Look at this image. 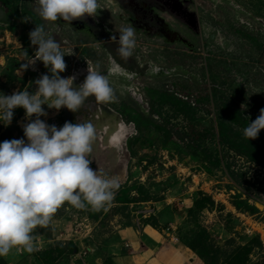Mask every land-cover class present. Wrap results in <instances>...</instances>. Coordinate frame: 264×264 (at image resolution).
I'll list each match as a JSON object with an SVG mask.
<instances>
[{
	"label": "rangeland",
	"instance_id": "rangeland-1",
	"mask_svg": "<svg viewBox=\"0 0 264 264\" xmlns=\"http://www.w3.org/2000/svg\"><path fill=\"white\" fill-rule=\"evenodd\" d=\"M124 1L117 0L114 14L98 10L95 19H77L69 27L63 20L43 21L35 0H0V93L37 90L34 81L44 68H20L37 49L29 33L43 25L65 54V78L82 77L83 68L106 75L115 95L109 103L139 126L130 127L115 163L102 152L90 164L117 181L112 201L100 211L62 206L46 227L34 230L31 252L13 249L0 264H87L93 248L119 229L148 225L175 236L176 249L186 254L181 239L199 246L204 240L207 257L191 254L188 264H226L243 258L246 245L252 264H264V167L258 162L264 130L254 140L243 136L264 108V0H186L199 17V32L155 0L147 1L145 15L131 13ZM126 26L136 32L127 60L117 53L118 40H111ZM176 32L186 40L172 38ZM116 58L128 74L114 65ZM43 108L47 124L68 122V109ZM28 122L24 109H15L12 123L0 124V143L27 142ZM230 168L243 178H233ZM236 201L261 212L238 209ZM101 262L137 264L107 253ZM168 264L181 263L169 258Z\"/></svg>",
	"mask_w": 264,
	"mask_h": 264
},
{
	"label": "clouds",
	"instance_id": "clouds-1",
	"mask_svg": "<svg viewBox=\"0 0 264 264\" xmlns=\"http://www.w3.org/2000/svg\"><path fill=\"white\" fill-rule=\"evenodd\" d=\"M43 21L71 22L86 17L95 19L98 10L114 14L117 0H35ZM31 45L37 46L34 57L21 65V72L40 61L48 74L34 81L35 92L21 90L12 95L0 93V124L12 123L14 110L24 109L29 121L23 125L25 139L0 143V257L13 249L33 250L34 230L46 227L64 205L76 209L90 207L100 211L114 198L118 183L105 178L90 167L89 154L95 139L91 122H65L60 128L49 125L43 106L57 111L66 108L77 112L89 97L104 104L115 99L106 75L88 68L82 84L73 87L75 76L63 78L65 54L43 25L29 33ZM118 55L127 60L136 48V32L132 26L122 27L117 36ZM35 116V119H33ZM264 130V108L259 116L243 129L247 140H254Z\"/></svg>",
	"mask_w": 264,
	"mask_h": 264
},
{
	"label": "flooded vegetation",
	"instance_id": "flooded-vegetation-1",
	"mask_svg": "<svg viewBox=\"0 0 264 264\" xmlns=\"http://www.w3.org/2000/svg\"><path fill=\"white\" fill-rule=\"evenodd\" d=\"M147 1L149 0L143 1L141 3L139 0H125L124 3L131 13L145 15L149 13L147 10L149 6ZM155 1L163 4L162 7L168 8L172 13L183 19L185 23L194 31H200L199 17L195 12H193V10L191 11L189 6L186 4V0ZM171 37L175 39L180 38L182 40H186L183 36H180L179 32H176L174 35L171 34ZM113 63L120 70L124 68V71L127 72V74L130 71V68L118 58L113 60ZM36 64L39 66V68H44L46 74L50 75L48 69L44 67L42 62L36 61L35 65ZM77 74L78 72L73 74V76L76 77L73 83L74 88H78L79 85L83 83L86 75L88 74V69H82V77L80 78L77 76ZM60 75L65 78L66 75H68V70L66 69ZM66 115V120L68 122L72 123L73 120V122L75 121L77 123L91 122L93 124L95 128V139L92 145V152L89 154V159L95 161L97 159L99 160V154L102 152H107L113 157V161L115 163L116 154L121 152L125 145H128V141L130 139V127L134 125L137 129L139 128L137 119L129 121L123 111L116 109L111 103L101 104L95 102L94 97H89L81 109H79L77 112L74 113L68 110V114Z\"/></svg>",
	"mask_w": 264,
	"mask_h": 264
},
{
	"label": "crops",
	"instance_id": "crops-1",
	"mask_svg": "<svg viewBox=\"0 0 264 264\" xmlns=\"http://www.w3.org/2000/svg\"><path fill=\"white\" fill-rule=\"evenodd\" d=\"M174 237L152 225L140 230L135 227L121 228L107 240L102 241V247L97 244L93 248V253L88 254L84 261L87 264H102L103 255L107 253L127 263L168 264L169 258L180 261L181 264L192 263L194 257L191 254H196L188 247L187 254L176 249L178 247L173 242ZM126 251L128 254H125Z\"/></svg>",
	"mask_w": 264,
	"mask_h": 264
},
{
	"label": "trees",
	"instance_id": "trees-1",
	"mask_svg": "<svg viewBox=\"0 0 264 264\" xmlns=\"http://www.w3.org/2000/svg\"><path fill=\"white\" fill-rule=\"evenodd\" d=\"M262 151V155H263V159H258L260 165H262L264 167V148L261 149ZM258 158V157H256ZM229 172L231 174V176L233 178H243V173H240L239 171H236L232 168L229 169ZM235 205L237 206L238 209H241L245 212H249L251 214H256V213H260L261 210L256 206L251 204L250 202L248 203V201H242V202H234ZM86 208H90V207H86ZM91 209V208H90ZM189 213H192V210H189ZM181 241L188 247L190 248L196 255H198V257L202 260H204L207 257V250L205 251L203 248L207 249L206 245H202L204 243V240H201V245L199 246V244L194 243L192 241H190L189 239H181ZM262 244V243H261ZM203 246V247H202ZM244 251H247V254H245V256L243 258H234V257H230L228 262L226 264H252V260L250 257V247L249 246H244L242 248ZM256 264H262L260 262H257Z\"/></svg>",
	"mask_w": 264,
	"mask_h": 264
}]
</instances>
